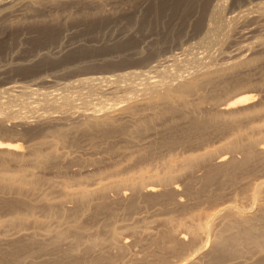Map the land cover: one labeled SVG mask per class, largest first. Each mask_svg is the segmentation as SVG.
Wrapping results in <instances>:
<instances>
[{"label":"rangeland","instance_id":"374dc122","mask_svg":"<svg viewBox=\"0 0 264 264\" xmlns=\"http://www.w3.org/2000/svg\"><path fill=\"white\" fill-rule=\"evenodd\" d=\"M36 1L0 0V264H264V0Z\"/></svg>","mask_w":264,"mask_h":264},{"label":"bare ground","instance_id":"6f19581e","mask_svg":"<svg viewBox=\"0 0 264 264\" xmlns=\"http://www.w3.org/2000/svg\"><path fill=\"white\" fill-rule=\"evenodd\" d=\"M30 1V0H29ZM34 1H36V0H34ZM41 2L43 1V0H40ZM202 1V0H201ZM39 2V1H38ZM211 2V1H210ZM209 2V3H210ZM36 3H37V1H36ZM205 3H207V0H206V2ZM257 4V3H256ZM31 5V4H30ZM206 5V4H205ZM212 5V4H211ZM207 6V5H206ZM209 6V5H208ZM255 7V6H254ZM257 8V7H256ZM258 10H259V8H257ZM183 11V10H182ZM185 11V10H184ZM256 11V10H255ZM5 12V11H4ZM210 12H211V8H210V10H209V18L207 17V24H206V27H204L205 28V30H204V33H203V37H207L208 38V31H209V29H211V27H212V18H210L211 16H210ZM258 12V11H257ZM260 12V11H259ZM241 13V12H240ZM243 13V12H242ZM235 16H237V15H235ZM255 17H257V18H264V14H257ZM235 20V19H234ZM201 20H199V22H200ZM203 21V20H202ZM204 24V23H203ZM199 27V26H198ZM200 28H203V26L202 27H200ZM195 31H197V30H195ZM201 32H202V29L200 30ZM198 32V31H197ZM196 33V32H195ZM255 33V32H254ZM199 34V33H198ZM199 37H201L200 35H199ZM251 37H248L247 39H250ZM206 39V38H205ZM203 40V39H202ZM208 40V39H207ZM200 42V41H199ZM208 42V41H207ZM211 42V41H210ZM209 42V43H210ZM204 43V42H203ZM206 43V42H205ZM205 45H207V44H205ZM243 45H248L249 47H252L253 45H264V38H256V40H252L251 42L250 41H247L246 43H244ZM174 56V55H173ZM169 59H171L172 60V58H169ZM243 59V58H242ZM244 60V59H243ZM169 61V60H168ZM237 61V60H236ZM235 61V62H236ZM167 62V61H166ZM176 62V61H175ZM233 63V62H232ZM165 64V63H164ZM230 64V63H229ZM225 65H227V66H229L228 65V63H226ZM224 65V66H225ZM233 65V64H232ZM236 65V64H235ZM165 66V65H164ZM168 66V65H167ZM172 66V65H171ZM220 67V66H219ZM230 67V66H229ZM228 67V68H229ZM232 67V66H231ZM233 67H234V65H233ZM226 67H221V68H216V69H214V71H213V73L211 74V76H213L216 72H220L221 70H224ZM143 72H145V71H143ZM142 71H139V72H129V73H125L124 75H117V77H123V76H127V75H139V74H141V73H143ZM149 72V71H148ZM209 73H210V71H209ZM207 75V74H206ZM210 75V74H209ZM216 75V74H215ZM128 76V77H129ZM149 76V75H148ZM124 77V78H125ZM127 77V78H128ZM178 77V76H177ZM202 77H204V75L202 76ZM210 77V76H209ZM123 78V79H124ZM145 78H147V76L145 77ZM173 78V77H172ZM113 79H115V78H113ZM113 79L111 78H105V77H87V78H84V79H80L79 80V83L80 82H83V83H92V82H94V81H97L98 83H100V82H103L104 80L106 81V80H108V81H113ZM118 79V78H117ZM148 79H149V77H148ZM182 79V78H181ZM204 79H205V77H204ZM122 80V79H121ZM203 80V79H202ZM206 80V79H205ZM104 81V82H105ZM111 81V82H112ZM199 81H201V80H199ZM208 81V80H207ZM131 82V81H130ZM133 82V81H132ZM167 82V81H166ZM197 82V81H196ZM202 82H205V81H202ZM210 82H212V80L210 81ZM117 83V82H116ZM119 83V82H118ZM132 85H135V84H133V83H131ZM157 84H159V83H157ZM167 84V83H166ZM193 84V82H190V81H188V82H185V83H181V85H179V90L181 91V94H183V93H185L186 92V90H190V88L192 87V89L195 87V85L193 86L192 85ZM199 84V83H198ZM109 85V84H108ZM107 85V86H108ZM128 85V84H127ZM126 85V86H127ZM146 85V84H145ZM170 85V84H169ZM207 85V84H206ZM117 86V85H116ZM137 86V85H136ZM148 86V85H147ZM160 86V85H159ZM113 87V86H112ZM133 87V86H132ZM99 88H101V86L99 87ZM107 88V87H106ZM117 88H118V86H117ZM130 88V87H129ZM109 89V88H108ZM110 89H111V87H110ZM115 89V88H114ZM119 89V88H118ZM123 89V88H122ZM134 89V88H133ZM157 89V88H156ZM74 90V89H73ZM164 91L163 92H158V91H156L155 89H153V90H150V91H152V92H155V93H157L159 96L161 95V97L163 98V99H165V100H169L170 101V99L171 100H174L175 98H177V100H179V101H182L183 103H186L187 104V106L185 105V107H188V102L186 101V99L183 97V95H175V96H173V94H174V92L172 91V89L170 88V86H167L165 89H163ZM176 90V89H175ZM102 91V90H101ZM106 91H108V90H106ZM111 91V90H110ZM112 91H113V88H112ZM115 91V90H114ZM178 91V90H177ZM176 91V92H177ZM104 92V91H103ZM118 92V91H117ZM128 92V91H127ZM135 92V91H134ZM112 94H115V93H113V92H111ZM133 94H135V93H133ZM156 94V95H157ZM149 96V95H148ZM158 96V97H159ZM126 97V96H125ZM146 97V96H145ZM156 97V96H155ZM157 97V98H158ZM161 97H160V99H161ZM124 98V97H123ZM157 98H155V101L157 100ZM172 98H174V99H172ZM126 99V98H125ZM146 99V98H145ZM144 99V100H145ZM152 99H154L153 97H151V95L148 97V101H152ZM159 99V98H158ZM159 99V100H160ZM158 100V101H159ZM241 100V99H240ZM239 100V101H240ZM122 101V100H121ZM125 101H127V100H125ZM144 102V101H143ZM154 101H152L151 103H153ZM174 102H175V100H174ZM173 102V103H174ZM69 104V103H68ZM105 104V103H104ZM128 104V103H127ZM175 104V103H174ZM174 104H173V106H174ZM58 107V106H57ZM96 107V106H95ZM129 107V106H128ZM176 106H174V108H175ZM228 107V106H227ZM54 108V107H53ZM99 108V107H98ZM97 108V109H98ZM102 108V107H101ZM100 108V109H101ZM103 108H105V107H103ZM132 108V107H131ZM60 109V108H59ZM99 109V110H100ZM106 109V108H105ZM117 109V108H116ZM102 110V109H101ZM115 110V109H114ZM120 110V109H119ZM122 110V109H121ZM185 110V109H184ZM103 111V110H102ZM113 110H112V108L110 109V110H105L104 111V114L99 118L100 120H101V122H103V123H105V124H107L108 122H110L111 120H110V115H109V112H111V113H113L112 112ZM194 111V110H193ZM82 112V111H81ZM84 112V111H83ZM97 110H95V109H93L92 108V110L91 111H89V112H86V113H83V114H87V113H89V115H91V114H93V115H97ZM161 112V111H160ZM115 113V112H114ZM187 113V112H186ZM109 115V116H108ZM99 116V115H98ZM113 116V115H112ZM215 116V115H214ZM208 117L209 116H207V117H204V119L203 120H205V118H207L208 119ZM212 117V116H211ZM211 117H209L210 119L209 120H211ZM50 118V117H49ZM214 118H216V117H214ZM27 120V119H26ZM212 120H214L213 118H212ZM28 122V121H27ZM196 122V121H195ZM198 122V121H197ZM203 122V121H202ZM209 122V121H208ZM37 123V122H36ZM100 123V122H99ZM110 123H112V122H110ZM110 123H108V124H110ZM116 124V123H115ZM205 124H206V122H205ZM210 124V123H209ZM202 125V124H201ZM192 126V125H191ZM208 126V125H207ZM197 127H199V126H197ZM193 128V127H192ZM201 128H202V126H201ZM171 129V128H170ZM200 130V129H199ZM237 143V142H236ZM253 144V143H252ZM240 145V144H239ZM239 145H237V144H233V145H229V149H231V150H233L234 151V149L236 150V149H238V148H240L239 147ZM242 146V145H241ZM0 149H5L6 150V152H8V153H10L11 154V152H14L16 149H17V146L15 145V144H11V143H9V144H6V145H3L2 143H0ZM250 151V150H249ZM6 152H4V153H6ZM245 152H246V149H245ZM15 153V152H14ZM12 155V154H11ZM251 155V154H250ZM15 156V155H14ZM17 156V155H16ZM249 156V155H248ZM187 159V158H186ZM200 158L198 157V156H195V155H193V157H190L189 159H187L188 160V162L189 163H197L198 161H200L199 160ZM186 165V164H185ZM191 165V164H190ZM239 166V165H238ZM238 166H236L237 168H238ZM234 167V166H233ZM241 167V166H240ZM170 169V168H169ZM233 169V168H232ZM216 170V169H215ZM235 170H236V168H235ZM234 171V170H233ZM211 175V174H210ZM166 176V175H165ZM11 177V176H10ZM15 177V176H14ZM23 178V177H22ZM11 178H6V177H2V179L1 180H4V182H5V180H10ZM11 180H13V179H11ZM23 180V179H22ZM130 181V180H129ZM141 182V181H140ZM14 183V182H13ZM12 183V184H13ZM264 184V181H261L260 183H258L257 184V187L259 188L260 186H262ZM113 185H115V184H113ZM117 185V184H116ZM119 185V184H118ZM129 185V184H128ZM134 185V184H133ZM106 186V185H105ZM104 186V187H105ZM107 186H109V185H107ZM140 186V185H139ZM263 187V186H262ZM107 188V187H106ZM142 188V187H141ZM100 189V188H99ZM87 191V190H86ZM258 192V191H257ZM256 192V193H257ZM255 193V192H254ZM255 196H258V195H256L255 194ZM78 197V196H77ZM82 197V199L83 198H86V197H88V192H85V190L84 191H81L80 192V197L79 198H81ZM230 206H225L224 205V207H222V208H220V209H218L217 210V213H221L223 210H225V209H227V208H229ZM231 208V207H230ZM14 209V208H13ZM236 211H238V210H236ZM242 212L243 213H245L244 211H238V214L241 216V214H242ZM215 213V212H214ZM237 214V215H238ZM241 217H243V216H241ZM240 217V218H241ZM238 218V217H237ZM236 218V219H237ZM245 218V217H244ZM210 219V218H209ZM209 219H207V221L206 222H209L210 220ZM212 219V218H211ZM239 219V218H238ZM209 220V221H208ZM251 220V219H250ZM243 221H244V219H243ZM235 222V221H234ZM240 222H242V221H240ZM239 222V223H240ZM248 222V224H250L249 223V221H247ZM231 223V222H230ZM246 223V222H245ZM241 224V223H240ZM247 224V225H248ZM202 225V224H201ZM201 225H199V228H206V226L208 225L207 223H204L202 226ZM236 225V224H235ZM241 225H243V224H241ZM210 226V225H209ZM233 226V225H232ZM232 226L231 225H229L228 224V228H232ZM240 227V226H239ZM227 228V229H228ZM244 228V227H243ZM242 228V230L240 231V232H238V234H236L235 236H233V238H232V240H229V239H224V240H222L221 242H220V244H221V246L223 247H227L228 246V249H229V251H231L232 252V248H229V246L230 247H232V244H233V246H234V244H236V245H238L241 241L243 242H251L252 244H253V242H254V244H255V242H259L256 238H254V232L252 233V229H255V228H251V227H246L245 229H243ZM201 230V229H200ZM205 230V229H204ZM229 230V229H228ZM112 234V233H111ZM231 238V237H230ZM257 240V241H256ZM217 242H219V241H217ZM17 243V242H16ZM260 243V242H259ZM242 244V243H241ZM15 245H17V244H15ZM28 245V244H27ZM14 246V245H13ZM29 246V245H28ZM244 246V245H243ZM255 246V245H254ZM220 247V246H219ZM219 247H217V251L219 250ZM235 247V246H234ZM238 247V246H237ZM242 247V246H241ZM15 249H16V251L17 250H20L21 249V246L19 247V246H15L14 247ZM13 248V249H14ZM224 248V249H225ZM236 248V247H235ZM202 249V247H200V249L198 250V251H200ZM227 249V248H226ZM227 249V250H228ZM230 249H232V250H230ZM238 249V248H237ZM226 250V251H227ZM20 251H22V250H20ZM20 251H18L19 253H21ZM23 251H25V249L23 250ZM221 251V250H220ZM239 251H240V249H239ZM12 252V251H11ZM225 252V251H224ZM234 252H238L237 250H234ZM233 252V254H235ZM17 253V252H16ZM222 253H223V251H222ZM240 253V252H239ZM238 253V254H239ZM15 254V253H14ZM241 254V253H240ZM196 255V252L192 255V256H189V259H184L185 261H183V262H181L180 264H185V263H187L189 260H191L194 256ZM220 255V254H219ZM13 256V255H12ZM238 256V255H237ZM218 257V256H217ZM5 258H7V257H5ZM219 259H220V256L218 257ZM4 264V263H3ZM45 264V263H44ZM54 264H58V263H54ZM60 264V263H59Z\"/></svg>","mask_w":264,"mask_h":264}]
</instances>
